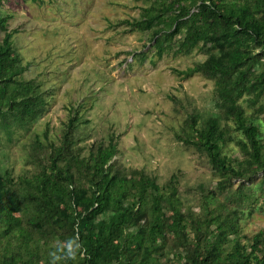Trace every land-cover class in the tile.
<instances>
[{"label": "trees", "instance_id": "1", "mask_svg": "<svg viewBox=\"0 0 264 264\" xmlns=\"http://www.w3.org/2000/svg\"><path fill=\"white\" fill-rule=\"evenodd\" d=\"M6 1L0 0V132L13 141L45 114L47 91L24 79L30 65L14 48L19 31L3 13ZM143 1L141 18L125 23L151 32L158 60L205 57L176 74L211 81L219 114L190 117L178 139L205 156L215 187L186 206L176 176L161 186L143 170L118 169L113 139L81 159L74 116L57 147L47 139V159L30 162L38 166L31 176L0 171V264H47L53 239L73 234L83 255L69 264H264V229L251 237L241 230L264 198V0ZM151 50L132 58L145 61ZM35 144L44 147L38 137ZM230 145L240 158L224 153Z\"/></svg>", "mask_w": 264, "mask_h": 264}, {"label": "rangeland", "instance_id": "2", "mask_svg": "<svg viewBox=\"0 0 264 264\" xmlns=\"http://www.w3.org/2000/svg\"><path fill=\"white\" fill-rule=\"evenodd\" d=\"M42 1L7 0L3 8L11 16L10 29L19 31L14 48L30 65L24 79L39 81L47 106L26 136L18 131L9 141L0 132V171L31 176L38 166L30 162L50 153L47 139L57 147L76 116L72 137L81 159L113 139L118 169L143 170L161 186L176 176L184 204L196 205L217 180L205 156L178 135L190 117L206 120L219 112L211 81L200 76L183 80L176 71L205 57L166 54L158 60L149 44L151 32L125 23L141 18L147 7L143 0ZM149 50L145 61L133 60V54ZM80 105L79 112L73 109ZM259 123L264 132V116ZM37 137L44 147L35 144ZM224 153L240 158L234 145ZM263 207L261 197L255 213L241 221L244 234L251 237L264 229Z\"/></svg>", "mask_w": 264, "mask_h": 264}, {"label": "clouds", "instance_id": "3", "mask_svg": "<svg viewBox=\"0 0 264 264\" xmlns=\"http://www.w3.org/2000/svg\"><path fill=\"white\" fill-rule=\"evenodd\" d=\"M83 243L77 234H73L63 240L53 239L47 256V264H69L83 255Z\"/></svg>", "mask_w": 264, "mask_h": 264}]
</instances>
